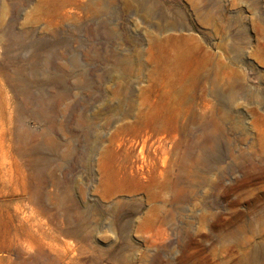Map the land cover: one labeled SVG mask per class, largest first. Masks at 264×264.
I'll list each match as a JSON object with an SVG mask.
<instances>
[{
	"label": "rangeland",
	"instance_id": "obj_1",
	"mask_svg": "<svg viewBox=\"0 0 264 264\" xmlns=\"http://www.w3.org/2000/svg\"><path fill=\"white\" fill-rule=\"evenodd\" d=\"M1 101L0 264H264V0H0Z\"/></svg>",
	"mask_w": 264,
	"mask_h": 264
},
{
	"label": "bare ground",
	"instance_id": "obj_2",
	"mask_svg": "<svg viewBox=\"0 0 264 264\" xmlns=\"http://www.w3.org/2000/svg\"><path fill=\"white\" fill-rule=\"evenodd\" d=\"M6 103L0 102V253L14 252L18 256V246L20 242L24 241L27 235L26 229L22 222L16 219L17 224L14 223L9 207L4 203L8 202L6 199L11 189V171L10 168H4V161L7 158L8 146L5 144L4 139V122L8 120L6 113ZM6 163V162H5ZM27 244V243H26ZM33 247V246H32ZM31 247V248H32ZM9 259V258H8ZM9 263V262H8ZM7 263V264H8Z\"/></svg>",
	"mask_w": 264,
	"mask_h": 264
}]
</instances>
